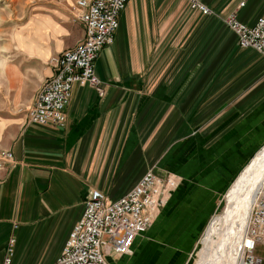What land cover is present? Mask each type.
<instances>
[{"label": "crops", "instance_id": "obj_1", "mask_svg": "<svg viewBox=\"0 0 264 264\" xmlns=\"http://www.w3.org/2000/svg\"><path fill=\"white\" fill-rule=\"evenodd\" d=\"M77 1L64 3L72 7ZM204 3L213 11L211 16L192 11L187 0H130L114 43L96 61L105 97L76 84L65 126L42 127L27 119L12 132L3 130L0 152H11L13 160L0 165V264L12 240V264H54L94 190L116 200L153 168L160 175L184 176L187 147L183 152L166 151L187 140L188 187L172 194L133 250L141 259L152 240L171 244L179 257L188 246V226L205 220L210 208L202 196L206 175L195 171L202 158L199 148L225 145L226 153L236 155L235 146L241 142L256 144L251 141L257 133V126H250L255 120L251 116L264 105V58L240 48L224 24L236 14L253 25L264 0ZM81 26L80 39L58 54L84 38ZM24 65H7L12 83L21 80ZM53 74L36 83L34 98L41 80ZM251 149L240 154L246 158ZM165 153L170 155L168 166ZM109 261L117 263L112 257Z\"/></svg>", "mask_w": 264, "mask_h": 264}, {"label": "built area", "instance_id": "obj_2", "mask_svg": "<svg viewBox=\"0 0 264 264\" xmlns=\"http://www.w3.org/2000/svg\"><path fill=\"white\" fill-rule=\"evenodd\" d=\"M192 11L211 15L203 0H187ZM130 0H78L79 20L84 38L76 47L53 59V76L42 86L28 113V122L42 127H63L76 84L88 85L105 97L106 90L96 75V61L111 46L120 28L121 14ZM244 5V4H242ZM236 35L242 49H251L264 58V10L253 25L236 14L224 21ZM2 160H13L4 152ZM172 179H162L149 171L135 187L111 200L94 190L85 204L80 221L74 226L62 254L54 264H111L110 256H129L136 239L153 226L156 215L168 203ZM15 241L9 243L4 264H12ZM264 246V178L254 199L245 234L237 246L238 264H264L257 255Z\"/></svg>", "mask_w": 264, "mask_h": 264}, {"label": "rangeland", "instance_id": "obj_3", "mask_svg": "<svg viewBox=\"0 0 264 264\" xmlns=\"http://www.w3.org/2000/svg\"><path fill=\"white\" fill-rule=\"evenodd\" d=\"M77 2L75 6L67 7L64 0H0V142L5 140L3 130L12 132L15 129V124L27 120L29 110L35 100L32 93L33 88L40 79L47 78L46 76L53 71V59L59 55L58 52L82 36ZM57 34L64 35L56 38ZM25 43L29 50L31 48V51L27 52L28 48ZM45 44H47V48L44 47ZM36 58L40 59L36 60ZM20 62L25 64L21 80L16 79L12 83L6 74V67L9 63ZM46 82L41 80L40 89ZM256 109L254 116H251L255 120L252 119L250 124V126H257L255 139H251V141H256V144L247 145L248 142H241L235 146L236 155L226 153L225 145L205 144L199 148L198 153L201 152L202 158L198 160L195 171L201 170L206 175L203 178V181L206 180L203 185L207 187V190L202 193V196L207 197L210 208L205 220L188 226L190 230L192 228L191 237L189 236L191 240L181 252L182 255L180 254L181 256L178 257L176 249L171 247V244L154 243L151 240L141 259L137 258L135 251L132 250L129 256H110L116 260V264H202L210 258V254L204 248L207 233L213 221L217 217L223 216L227 208L231 207L230 195L234 186L255 161L258 154L264 150V138L262 140L264 137V105H258ZM243 131L244 129L241 132ZM183 144L185 145L181 144L182 146L179 145L176 149L168 147L166 152L169 150L183 152L184 150L181 148L187 147L184 176L168 172L160 175L155 168L150 170L158 177L172 179L174 182L169 188L168 201L176 191L188 187V140ZM249 148H252V153L243 158L240 154L241 150H249ZM3 153V151L0 152V165L5 162L2 160ZM193 155L191 154V156ZM169 156L166 153L163 156L166 166H168ZM194 162L197 163L196 160ZM234 166L235 168H233ZM232 169L236 171L230 174ZM263 178L262 171V176L256 181L258 191ZM219 183L222 184L219 185ZM159 215L160 212L156 215L153 224ZM257 255L264 259V246L258 248ZM126 257L128 261L124 260ZM227 259L231 260V257ZM122 260L124 261L122 262ZM235 261V264H238V259Z\"/></svg>", "mask_w": 264, "mask_h": 264}, {"label": "bare ground", "instance_id": "obj_4", "mask_svg": "<svg viewBox=\"0 0 264 264\" xmlns=\"http://www.w3.org/2000/svg\"><path fill=\"white\" fill-rule=\"evenodd\" d=\"M263 165L264 150L234 186L230 195L231 207L227 208L223 216L213 221L204 240V248L210 258L202 264H235L237 246L243 240L251 207L259 189H256V181L262 176V171L264 174Z\"/></svg>", "mask_w": 264, "mask_h": 264}]
</instances>
